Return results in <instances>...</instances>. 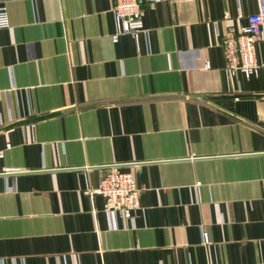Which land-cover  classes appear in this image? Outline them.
Segmentation results:
<instances>
[{
  "label": "crops",
  "instance_id": "1",
  "mask_svg": "<svg viewBox=\"0 0 264 264\" xmlns=\"http://www.w3.org/2000/svg\"><path fill=\"white\" fill-rule=\"evenodd\" d=\"M1 6L0 264H264V41L250 78L221 47L258 0L146 4L117 42L113 0ZM112 168L133 220L95 192Z\"/></svg>",
  "mask_w": 264,
  "mask_h": 264
},
{
  "label": "built area",
  "instance_id": "2",
  "mask_svg": "<svg viewBox=\"0 0 264 264\" xmlns=\"http://www.w3.org/2000/svg\"><path fill=\"white\" fill-rule=\"evenodd\" d=\"M165 0H113V15L117 31L111 39L117 42L121 35H131L139 40L145 32L144 6H155ZM9 16L5 7H0V27H9ZM264 41V0H258V12L248 17L247 26L238 33H227L221 37V47L224 52L226 67L231 72H242L247 78L257 76L260 69L256 57V44ZM10 146H7V149ZM0 150V158L4 156ZM16 172L6 169L0 174ZM142 188L135 184L132 173L118 168L110 169L100 182L96 193L105 199L106 210L115 217L133 220ZM204 244L211 242L208 231L202 232Z\"/></svg>",
  "mask_w": 264,
  "mask_h": 264
}]
</instances>
